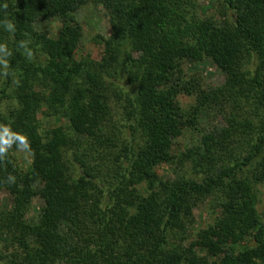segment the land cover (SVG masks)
Segmentation results:
<instances>
[{"label":"trees","instance_id":"obj_1","mask_svg":"<svg viewBox=\"0 0 264 264\" xmlns=\"http://www.w3.org/2000/svg\"><path fill=\"white\" fill-rule=\"evenodd\" d=\"M88 1L0 0V44L7 45L0 58L9 62L7 75L0 68V76L7 85L16 77L15 105L5 115L0 107V124L26 135L32 149L26 171L10 150L0 159V189L11 198L10 208L0 209V264H264L258 198L250 181L236 177L241 166L258 157L253 181L264 183V84L260 73L249 75L245 68L251 56L264 62V0H221L230 11L222 23L198 17L195 0H92L109 12L108 56L113 42L120 41L136 53L135 71L127 76L134 89L125 101L143 142L120 141L115 152L112 138L103 133L105 87L95 74L81 75L85 63L73 56L80 38L74 13ZM51 17L59 19L54 37L33 30L35 21ZM5 19L15 25L14 33L5 30ZM27 50L40 52L44 63L30 61ZM203 59L224 73V81L210 92L192 91L177 75L180 61ZM191 91L196 106L186 115L176 98ZM4 97L1 91L0 104ZM217 99L235 105L243 100L249 106L246 117H256L258 126L251 129L250 118L239 123L231 115L228 126L201 136L209 162L203 177L161 179L155 167L171 161L172 141L186 127L194 128L198 110ZM41 105L64 115L73 137L60 126L41 136L36 122ZM239 128L235 142L247 139V145L240 157L225 161ZM70 146L74 176L64 156ZM107 171L115 182L106 178ZM215 191L222 198L213 224L188 247H167L168 234L184 228L192 204ZM34 196L42 205L29 218ZM246 238L252 245L238 248Z\"/></svg>","mask_w":264,"mask_h":264},{"label":"rangeland","instance_id":"obj_2","mask_svg":"<svg viewBox=\"0 0 264 264\" xmlns=\"http://www.w3.org/2000/svg\"><path fill=\"white\" fill-rule=\"evenodd\" d=\"M195 5V12L200 18H212L219 23L230 18V11L221 0H195ZM74 18L80 26V38L73 56L75 60L85 63L81 75L84 76L86 71L93 73L105 87L104 95L107 107L105 109L103 133L112 138L111 144L114 142L115 147L111 148L112 152H115L122 143H129L134 146L142 144L143 135L138 128L132 127L134 123L127 113L129 106L125 101V97L130 96L134 89L128 84L127 76L129 73L135 71L136 63L134 60L136 59V53L130 50L126 42L120 41L118 44L113 42L112 47H114V52L112 58L108 56L104 48V41L111 35L109 12L99 2L90 0L82 4L76 9ZM58 26L59 19L56 17L37 20L32 24L35 32L44 31L49 37L56 35ZM2 52L0 51V56ZM29 60L33 63L43 64L44 56L40 52L34 51L33 57ZM245 68L249 70V75L254 71H257L258 74L260 73L264 84V62H259L257 57L251 56L245 64ZM179 70L177 75L180 82L185 83L187 86H192V91L194 89H201L205 92L213 91L223 83L225 77L224 73L209 59H203L198 62L181 60ZM15 82L16 77H13L7 85L4 77L0 76V95L1 91L5 94L0 104L3 115L15 105L13 99ZM35 88L39 87L36 86ZM176 99L181 111L186 115L196 106L194 92L189 95L180 93ZM236 105L233 100L222 101L221 99H217L215 102L205 104L202 110H198L196 125L194 128L186 127L182 131V134L172 141L169 150L172 159L169 163H161L155 167L157 175L161 179H173L177 176H185L199 180L203 177L205 169L209 166V162L205 158L206 156L200 144L201 136L212 130L228 126L227 119L231 115H234L239 123H243L244 118H248L246 117V112H248L249 106L243 100L238 101ZM249 118L251 129L257 127L256 117L249 116ZM36 122L37 130L41 136H44L49 129L60 126L64 132L73 137L68 128L66 117L60 113H50L45 105H41L38 109ZM240 131V128L237 129L235 134L231 136L233 140L228 145L231 149L228 148V151L224 152L225 161L232 162L234 158L240 157V154H243L241 152H243V148L247 145V139L240 138L238 143L235 142V136H239ZM232 149L234 150L231 151ZM9 150L17 167L22 171H26L29 168L30 155L18 151L16 147ZM65 150L64 156L68 172H70L71 176H74L77 172L76 164L72 160V154L75 150L73 151L71 146ZM257 161L258 157L252 159L250 164L241 166V170L236 173V177L250 181L252 190L255 191L258 198V202L255 205L256 211L261 220H264V183L253 181ZM218 164H215V167ZM215 167L213 166L214 169ZM111 172L107 171L105 176L110 181L115 182V179L111 178L113 176ZM221 198L222 194L219 191L198 198L190 207L189 215L186 221H184V228L174 229L168 234L167 247L182 249L193 244L197 238V233L208 225L213 224L214 220L219 216ZM10 205V195L6 190L0 189V209H9ZM41 205L42 200L38 196H34L30 201L26 216L29 218L35 217ZM251 245L250 239L246 238L241 241L238 248ZM194 249L200 255L205 254L204 250L197 247ZM209 259L212 260L213 257H209Z\"/></svg>","mask_w":264,"mask_h":264},{"label":"clouds","instance_id":"obj_3","mask_svg":"<svg viewBox=\"0 0 264 264\" xmlns=\"http://www.w3.org/2000/svg\"><path fill=\"white\" fill-rule=\"evenodd\" d=\"M3 7L7 8V4H4ZM3 26L7 32H15V25L11 21L5 19L3 21ZM25 43V41H20V46L24 47ZM6 47V44H0V51H3ZM9 55H11V53H9ZM27 57L29 59L33 57L32 50H27ZM8 67V60L0 58V68L3 69L4 75H7ZM14 144L18 151L24 152L28 155L32 154L31 142L26 135L11 131L10 124H0V159H3L5 154H8L9 149L13 148ZM8 182L14 183L15 177L9 176Z\"/></svg>","mask_w":264,"mask_h":264}]
</instances>
